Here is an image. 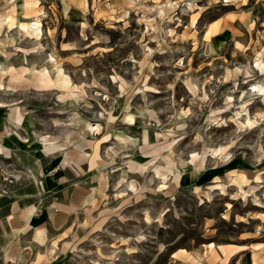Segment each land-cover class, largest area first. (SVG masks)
<instances>
[{
    "label": "rangeland",
    "instance_id": "374dc122",
    "mask_svg": "<svg viewBox=\"0 0 264 264\" xmlns=\"http://www.w3.org/2000/svg\"><path fill=\"white\" fill-rule=\"evenodd\" d=\"M0 147L43 233L0 264H250L264 1L0 0Z\"/></svg>",
    "mask_w": 264,
    "mask_h": 264
},
{
    "label": "crops",
    "instance_id": "0c3cea01",
    "mask_svg": "<svg viewBox=\"0 0 264 264\" xmlns=\"http://www.w3.org/2000/svg\"><path fill=\"white\" fill-rule=\"evenodd\" d=\"M263 1L264 0H262V2ZM14 165L15 162L12 157H0V184L4 176L9 175L16 170ZM27 182L31 185L30 193L22 192L19 190H14V192H12V189H10V192H12L14 195L13 197L0 195V229L4 231L3 237L1 236L0 239L3 238L5 241L4 244H0V260L7 258V256L9 255L5 251V246L7 245L6 241L10 240V248L14 247V245L16 244V242L14 241L15 238L5 236H18V244L20 248H22V245L24 244H30L31 246L36 244V242L33 240V232L35 233L34 238L37 236V234L43 235V233H41V230L39 229L40 225H37V228L35 229L38 231H34V225H36V223L34 224L32 222V220H37L35 219V217L37 216L34 215L35 213L32 206V203L35 202V197H33V189L37 188V185L36 183H34L33 177H28ZM54 185V180L52 183H49L45 186L43 185V183H40V187L44 188L45 190H50ZM16 221L19 223V226H15ZM52 222L55 223V221ZM47 224H49L48 227L50 228L51 223L47 222ZM17 256L18 255H16L14 259L18 260ZM253 258L257 259V264H264L263 246L252 249V251L250 252V264H252ZM11 262L12 261H10V258L6 261L7 264H13Z\"/></svg>",
    "mask_w": 264,
    "mask_h": 264
},
{
    "label": "bare ground",
    "instance_id": "6f19581e",
    "mask_svg": "<svg viewBox=\"0 0 264 264\" xmlns=\"http://www.w3.org/2000/svg\"><path fill=\"white\" fill-rule=\"evenodd\" d=\"M34 2V1H33ZM34 4V3H33ZM36 5V4H35ZM36 8H37V6H36ZM36 10V9H35ZM37 12H39V11H37ZM35 25H36V29H39V24H38V22H36V23H34ZM28 27V26H27ZM26 29V26H19V30L20 31H24ZM33 31V30H32ZM257 66L258 67H260L261 65H260V62H258L257 63ZM43 80V83L41 84L40 83V85L41 86H44V87H47V86H51V82H50V80L48 79V78H43L42 79ZM46 81V82H45ZM2 135V134H1ZM10 150V149H9ZM0 154L1 155H4L5 157H9V151L7 150V149H3V148H1L0 147ZM10 175H12V174H10ZM19 176V175H18ZM17 175H14V178L16 179L17 177H18ZM46 178H48V179H53V176H51L49 173L48 174H46ZM239 192H241L242 193V191H239ZM238 193V192H237ZM236 194V193H235ZM234 194V195H235ZM214 245L212 244V243H209L208 244V247L209 248H211V247H213ZM258 263V261H257V259L256 258H253L252 259V264H257Z\"/></svg>",
    "mask_w": 264,
    "mask_h": 264
},
{
    "label": "built area",
    "instance_id": "2783aa9c",
    "mask_svg": "<svg viewBox=\"0 0 264 264\" xmlns=\"http://www.w3.org/2000/svg\"><path fill=\"white\" fill-rule=\"evenodd\" d=\"M13 184L14 177L12 175L5 176L0 184V195H8Z\"/></svg>",
    "mask_w": 264,
    "mask_h": 264
}]
</instances>
